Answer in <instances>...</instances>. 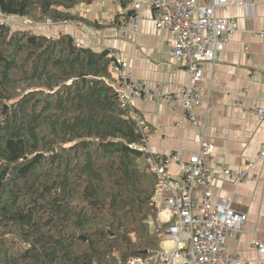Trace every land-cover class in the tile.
<instances>
[{
	"label": "trees",
	"instance_id": "16d2710c",
	"mask_svg": "<svg viewBox=\"0 0 264 264\" xmlns=\"http://www.w3.org/2000/svg\"><path fill=\"white\" fill-rule=\"evenodd\" d=\"M93 1L0 0V12L58 24ZM113 65L68 33L0 21V264H127L159 249L161 180Z\"/></svg>",
	"mask_w": 264,
	"mask_h": 264
},
{
	"label": "crops",
	"instance_id": "0c3cea01",
	"mask_svg": "<svg viewBox=\"0 0 264 264\" xmlns=\"http://www.w3.org/2000/svg\"><path fill=\"white\" fill-rule=\"evenodd\" d=\"M121 1L82 3L74 11L78 20L58 24L46 21L35 24L33 30L53 37L68 33L78 45L116 52L128 63L132 76L152 85L153 92L159 95L134 97L130 105L147 132L143 137L150 151L159 159L175 151L186 158L198 149L195 128L180 99L175 98L171 105L163 98L176 97L192 83L183 63L169 55L174 36L155 27L146 7L139 14L134 32L128 1L125 0L126 7ZM247 1L246 5H239L236 0H228L227 5L214 9L216 16L231 19L236 29L228 35L219 59L213 64L203 62L194 80L199 88L193 113L198 120L206 117L204 133L215 147L213 157L217 165L240 171L254 161L246 180L214 177L210 187L213 199H229L235 210L246 214L242 231L227 239L226 252L240 257L243 264H264V253L254 247L255 239L264 241V158L258 159L264 150V123L253 113L256 107L264 106V39L255 33L264 25V0ZM196 2L205 4L212 0ZM85 17L90 21L96 19L100 25L88 23ZM165 173L180 177L175 163L167 165ZM196 191L199 195L200 186ZM158 220L168 222L167 215L159 212Z\"/></svg>",
	"mask_w": 264,
	"mask_h": 264
},
{
	"label": "built area",
	"instance_id": "2783aa9c",
	"mask_svg": "<svg viewBox=\"0 0 264 264\" xmlns=\"http://www.w3.org/2000/svg\"><path fill=\"white\" fill-rule=\"evenodd\" d=\"M127 1L128 8L133 13L134 32L137 29L139 14L146 7L152 13L155 27L158 30L166 29L174 36L169 55L183 63L192 83L184 87L176 97L166 95L163 98L171 105L175 98L180 99L198 139V149L186 158H183L180 151H175L156 160L146 144L145 137L142 144L137 145L149 154L148 170L161 180L155 200L158 213H165L171 224L164 232L160 247L153 257L132 256L127 264H150L152 260L155 264H243L240 257L228 254L225 249L227 239L242 231L246 214L235 210L229 199H213L210 186L214 177L229 178L233 181L246 180L248 168L254 161H250L247 168L240 171L217 165L213 157L215 147L206 139L204 133L206 117L198 120L193 113L199 88L194 80L203 62H216L224 50L228 35L236 29L231 19L215 14V7L227 5L228 0H212L205 4H198L196 0ZM236 1L239 5H246L248 2ZM255 33L264 39V25ZM111 55L114 58L113 85L123 105L130 106L134 97L159 96L153 92L152 85L139 82L132 76L130 66L116 52L111 51ZM253 113L264 123V106L256 107ZM134 116L138 126L143 127L139 117L136 114ZM263 158L264 150L258 155L259 160ZM171 163L178 166L179 178L166 175V166ZM197 186H200L199 195ZM254 247L258 252L264 253L263 240L255 239Z\"/></svg>",
	"mask_w": 264,
	"mask_h": 264
},
{
	"label": "rangeland",
	"instance_id": "374dc122",
	"mask_svg": "<svg viewBox=\"0 0 264 264\" xmlns=\"http://www.w3.org/2000/svg\"><path fill=\"white\" fill-rule=\"evenodd\" d=\"M0 21L5 22L11 26L14 27H19V28H24V27H28L31 28L32 30L35 28V24H39L36 22H32L29 18L26 17H20V16H10V15H6L0 12ZM46 22V21H45ZM34 31V30H33ZM23 245H18L16 246V248L13 250V252H18L21 249H23Z\"/></svg>",
	"mask_w": 264,
	"mask_h": 264
}]
</instances>
